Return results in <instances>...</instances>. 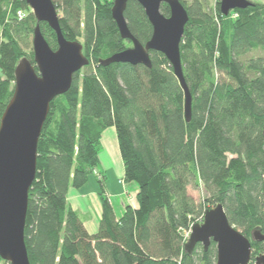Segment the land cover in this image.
<instances>
[{"label":"trees","instance_id":"obj_1","mask_svg":"<svg viewBox=\"0 0 264 264\" xmlns=\"http://www.w3.org/2000/svg\"><path fill=\"white\" fill-rule=\"evenodd\" d=\"M61 13L65 40L82 38L93 71L74 74L70 89L50 105L37 146L35 179L28 192L24 243L29 264H215L216 246L196 245L186 234L220 204L228 222L251 240L264 235V5L220 12L209 0H179L188 14L180 42L191 119L184 117L183 91L166 58L149 52L151 67L100 60L131 44L111 17L113 0H51ZM23 0H0V120L14 89L18 63H34L25 49L36 20ZM168 17L169 9L161 5ZM25 16V14H23ZM124 19L142 45L152 27L144 10L129 1ZM51 50L55 33L39 24ZM113 128L124 184H135L136 208L117 218L99 176L101 216L89 234L67 203L99 166L101 137ZM205 196L196 203L188 189ZM253 264L263 242H251ZM0 264H7L0 258Z\"/></svg>","mask_w":264,"mask_h":264},{"label":"water","instance_id":"obj_2","mask_svg":"<svg viewBox=\"0 0 264 264\" xmlns=\"http://www.w3.org/2000/svg\"><path fill=\"white\" fill-rule=\"evenodd\" d=\"M30 8L36 26L32 35L35 68L23 58L15 68L14 89L0 120V258L7 264H29L24 243L28 208V192L35 179L38 141L48 117L51 103L71 87L73 76L88 65L78 42L64 39L59 18L51 0H23ZM129 1L137 2L152 27V35L144 45L129 32L124 12ZM169 9L164 16L161 5ZM250 6L247 0H221L220 12L227 16L233 10ZM111 17L122 40L131 47L100 60L103 67L111 64L151 67L149 52L162 54L172 67L184 96V117L191 119V94L185 83L180 58V42L188 22V14L179 0H113ZM45 23L55 33L57 49L51 50L39 24ZM264 138V130L262 132ZM264 194V179L262 181ZM216 246L215 264H249L251 242H263L264 235L252 232L251 240L228 222L218 204L204 213L202 223L191 227L186 244L190 254L196 245L206 251ZM253 264H264V254Z\"/></svg>","mask_w":264,"mask_h":264},{"label":"crops","instance_id":"obj_3","mask_svg":"<svg viewBox=\"0 0 264 264\" xmlns=\"http://www.w3.org/2000/svg\"><path fill=\"white\" fill-rule=\"evenodd\" d=\"M107 135V136H105ZM103 140V141H102ZM101 145L105 144V146L109 145L111 151H106L105 153L99 154V166L100 170L97 169L94 173H97L101 177L102 186L105 191V195L107 196L113 210L115 216L119 218L126 206H131V208H136V200L135 196L137 193V188L133 185H127L130 188L131 197L133 196V200H128V197L125 193H122L121 188L120 191L112 190L109 184L108 171L111 168H114L116 171L117 180H121L123 178V166L119 156L117 140L115 136V132L113 128H109L105 130L102 134ZM103 143V144H102ZM90 181L93 183L90 186ZM128 190V189H127ZM98 191L99 184L97 175L89 176L88 182L85 186H83L79 190H74L72 188L68 189L67 192V203L68 206L76 212L80 221L82 222L85 230L89 234H95L98 230V223L101 216V204L98 199ZM120 214V215H119Z\"/></svg>","mask_w":264,"mask_h":264},{"label":"rangeland","instance_id":"obj_4","mask_svg":"<svg viewBox=\"0 0 264 264\" xmlns=\"http://www.w3.org/2000/svg\"><path fill=\"white\" fill-rule=\"evenodd\" d=\"M55 1V0H54ZM221 1V0H220ZM253 2H257L261 5H264V0H251ZM188 3L191 2L190 0L187 1ZM209 5L211 8H214L215 6V0H209ZM29 8V7H28ZM30 10V8H29ZM31 10L28 11V10H24L22 14H25L24 17H28V15L30 14ZM32 13V12H31ZM230 13V12H229ZM57 15L60 17L61 16V13L57 12ZM79 43L80 44H84V41L82 38H80L79 40ZM129 48L132 46L131 44L127 45ZM25 52L26 54L29 56L31 54V52H33V49H32V36L30 37L29 39V46L27 49H25ZM93 71V66H86V67H83L80 71H79V76L80 78L84 77L86 74H89ZM5 80V74H3V72L0 70V81H3ZM107 136V135H105ZM101 140H102V137H101ZM103 141V140H102ZM103 144V143H102ZM111 151V149L109 148V145L105 146V144L101 145V149H100V153H105L106 151ZM99 153V154H100ZM98 169L100 170V166H98ZM95 175H97V178H99V174L97 173H94ZM94 174H92L90 177H92ZM116 171L114 168H111L109 171H108V178H109V184H110V187L112 190H115L117 188L118 191H120V188H121V191L122 193H125L126 196L128 197V200H133V196L131 197V194H130V188L127 187L126 184L123 183L122 179L121 180H117L116 176ZM91 182H94V181H90V186H92L93 183ZM95 184V182H94ZM130 185H133L135 188L136 185L135 184H130ZM128 189V190H127ZM130 190V191H129ZM188 192L189 194L194 198V200L196 201V203H201L202 202V199L204 198L205 194L204 192L201 190V189H198V190H195L193 188H189L188 189ZM98 196V199H99V202L101 204V201H100V198H99V195L97 194ZM107 197V196H106ZM109 201V200H108ZM131 207V206H130ZM213 209V208H212ZM102 210V209H101ZM114 211V210H113ZM120 215V214H119ZM99 224V223H98ZM264 253H261L259 255H263ZM258 255H256L255 257H257Z\"/></svg>","mask_w":264,"mask_h":264},{"label":"built area","instance_id":"obj_5","mask_svg":"<svg viewBox=\"0 0 264 264\" xmlns=\"http://www.w3.org/2000/svg\"><path fill=\"white\" fill-rule=\"evenodd\" d=\"M17 18H18L19 20H21V19L24 18V15L22 14V12H18V13H17ZM190 231H191V228H190V230L188 231V233L186 234L187 238H189Z\"/></svg>","mask_w":264,"mask_h":264}]
</instances>
